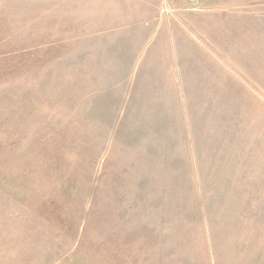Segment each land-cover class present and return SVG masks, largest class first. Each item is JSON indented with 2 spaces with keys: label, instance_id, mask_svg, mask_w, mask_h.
Instances as JSON below:
<instances>
[{
  "label": "rangeland",
  "instance_id": "374dc122",
  "mask_svg": "<svg viewBox=\"0 0 264 264\" xmlns=\"http://www.w3.org/2000/svg\"><path fill=\"white\" fill-rule=\"evenodd\" d=\"M100 1L0 0V264H264V0L146 6L220 57L177 100Z\"/></svg>",
  "mask_w": 264,
  "mask_h": 264
},
{
  "label": "crops",
  "instance_id": "0c3cea01",
  "mask_svg": "<svg viewBox=\"0 0 264 264\" xmlns=\"http://www.w3.org/2000/svg\"><path fill=\"white\" fill-rule=\"evenodd\" d=\"M170 1L168 5L172 10V1ZM178 1H182L183 4L186 2ZM154 2L157 6L160 0H119L118 5L112 1H107L105 4L100 1L101 4L97 7H104V10L100 12L110 9L114 14L119 13V9L124 7L131 10H127L124 21L129 22L130 28L128 29L133 31H129L126 27L129 32L125 37L118 36V40H114L113 45L124 46L129 52L133 81L146 82L150 87L159 89L162 94L177 96L174 99L177 100L178 95L186 94V88L193 81L199 79L202 73L209 71L206 68L212 71L215 69L214 66L221 61L212 43L205 42L206 38L204 41L199 38L205 36L203 31L199 36L195 34L197 29L202 30V26L195 27L192 24L193 16L196 15L195 10H188L178 2L175 14L177 19L169 22L159 15L158 10H155L158 16L157 22L159 21L155 23V20L151 18L155 17V13L146 8L148 4H154ZM115 8L117 9L114 11ZM146 10H148V18L144 17ZM144 20L145 24H141ZM138 28L139 30L142 28L140 32ZM144 30L148 32L145 34ZM114 70L116 72V66ZM129 80L130 78H127L120 84L117 83L116 76H113L111 86L118 88Z\"/></svg>",
  "mask_w": 264,
  "mask_h": 264
},
{
  "label": "built area",
  "instance_id": "2783aa9c",
  "mask_svg": "<svg viewBox=\"0 0 264 264\" xmlns=\"http://www.w3.org/2000/svg\"><path fill=\"white\" fill-rule=\"evenodd\" d=\"M184 1H186V2H190V3H195L196 1H198V0H184ZM164 12H166L167 14H169V9H168V7L166 6V8L164 9Z\"/></svg>",
  "mask_w": 264,
  "mask_h": 264
}]
</instances>
